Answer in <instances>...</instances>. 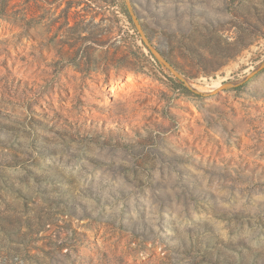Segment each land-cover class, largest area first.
<instances>
[{
  "label": "rangeland",
  "instance_id": "1",
  "mask_svg": "<svg viewBox=\"0 0 264 264\" xmlns=\"http://www.w3.org/2000/svg\"><path fill=\"white\" fill-rule=\"evenodd\" d=\"M0 264H264V0H0Z\"/></svg>",
  "mask_w": 264,
  "mask_h": 264
},
{
  "label": "bare ground",
  "instance_id": "2",
  "mask_svg": "<svg viewBox=\"0 0 264 264\" xmlns=\"http://www.w3.org/2000/svg\"><path fill=\"white\" fill-rule=\"evenodd\" d=\"M198 87H200V86H198ZM201 88V87H200Z\"/></svg>",
  "mask_w": 264,
  "mask_h": 264
}]
</instances>
